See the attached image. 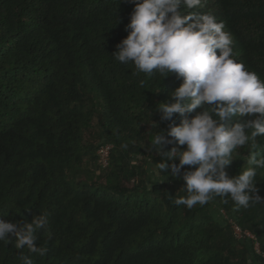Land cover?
I'll list each match as a JSON object with an SVG mask.
<instances>
[{"label": "trees", "instance_id": "1", "mask_svg": "<svg viewBox=\"0 0 264 264\" xmlns=\"http://www.w3.org/2000/svg\"><path fill=\"white\" fill-rule=\"evenodd\" d=\"M133 8L129 0H0V219L49 215L35 241L46 254L0 242V264H21V253L34 264H264V203L245 209L214 196L188 209L169 200L187 195L185 182L159 170L166 158L150 141L169 123L157 103L182 80L114 59ZM195 11L223 22L234 60L264 80V0H202ZM257 144L264 154V136ZM247 152L233 154L229 176L247 167ZM256 181L264 197V169Z\"/></svg>", "mask_w": 264, "mask_h": 264}, {"label": "clouds", "instance_id": "2", "mask_svg": "<svg viewBox=\"0 0 264 264\" xmlns=\"http://www.w3.org/2000/svg\"><path fill=\"white\" fill-rule=\"evenodd\" d=\"M129 2L134 8L124 28L127 36L116 44L114 59L134 64L140 73L158 72L163 78L174 73L182 80L170 92V101L157 103L160 120L169 123L150 141L151 151L166 158L159 170L185 182L181 189L187 195L168 193L169 200L188 209L203 206L214 196L230 197L245 209L250 202L264 203L256 181L257 170L264 169V154L257 144V137L264 136V80L234 60L233 41L223 22L195 11L202 0ZM197 108L202 111L189 116ZM233 117L234 122L227 123ZM245 147L247 167L229 176L233 154ZM48 224V213L41 211L30 222L0 219V242H14L16 249L44 256L47 249L35 241L37 231ZM19 259L21 264H34L23 253Z\"/></svg>", "mask_w": 264, "mask_h": 264}, {"label": "built area", "instance_id": "3", "mask_svg": "<svg viewBox=\"0 0 264 264\" xmlns=\"http://www.w3.org/2000/svg\"><path fill=\"white\" fill-rule=\"evenodd\" d=\"M110 148H111V145L104 144V145H101L96 151L97 164L101 168H105L108 165ZM232 226H233L235 234L238 237L246 236V237H249L251 239H255L254 236L251 233H249L248 231H242L235 224H232ZM254 247L257 248V243H254Z\"/></svg>", "mask_w": 264, "mask_h": 264}, {"label": "rangeland", "instance_id": "4", "mask_svg": "<svg viewBox=\"0 0 264 264\" xmlns=\"http://www.w3.org/2000/svg\"><path fill=\"white\" fill-rule=\"evenodd\" d=\"M89 163L92 164V162H89ZM89 163H88V164H89ZM91 167H93V165H91ZM156 177H157V174H154V173H153V174H149V178H150L149 180H150V181H152V179H154V178H156Z\"/></svg>", "mask_w": 264, "mask_h": 264}]
</instances>
